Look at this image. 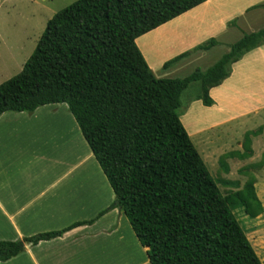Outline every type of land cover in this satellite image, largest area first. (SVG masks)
<instances>
[{"label":"trees","instance_id":"obj_1","mask_svg":"<svg viewBox=\"0 0 264 264\" xmlns=\"http://www.w3.org/2000/svg\"><path fill=\"white\" fill-rule=\"evenodd\" d=\"M206 1L77 0L47 21L21 73L0 85V115L66 105L115 201L93 220L0 241V263L119 209L149 264H261L233 214L238 208L251 220L262 214L255 179L223 196L177 110L194 83L200 85L196 100L211 107L209 90L222 83L230 65L264 44V29L244 35L213 66L183 79H155L135 44ZM216 45L209 40L193 51ZM262 133V127L245 133L242 152L224 158L250 159L251 138Z\"/></svg>","mask_w":264,"mask_h":264},{"label":"crops","instance_id":"obj_2","mask_svg":"<svg viewBox=\"0 0 264 264\" xmlns=\"http://www.w3.org/2000/svg\"><path fill=\"white\" fill-rule=\"evenodd\" d=\"M247 1L250 4H246ZM263 1L207 0L137 38L135 44L139 43L137 48L155 79H183L194 71L204 72L244 36L236 42L228 40L238 32V28L233 27L235 20L239 27L240 17L263 7ZM10 3L13 4L12 0H0V9ZM33 3L37 6L31 14L32 22L26 25L24 39L13 33L6 37V30H0V85L21 73L46 28L42 13L48 8ZM256 21L264 23V19L256 18ZM175 24L178 26L173 31L166 30ZM263 27L264 24L256 31L244 30V33H256ZM219 28L223 29L217 31ZM38 30H41L40 36H37ZM210 35L218 45L206 51H193L212 37ZM145 42L148 49L144 48ZM214 51H219L216 58L211 57ZM185 53L188 55L164 66ZM209 96L213 102L209 109L218 115L217 119L264 116V44L230 65L228 75L219 86L209 90ZM54 106L57 105L44 106L32 113L0 115V241L15 242L93 220L115 201L67 107L62 111ZM67 112L69 115L64 114ZM46 114H53L66 126V151L69 152L66 159L50 156L53 147L49 148V156L47 150L39 153V131L48 119ZM216 121H209L207 128L222 126V122ZM196 132L191 129L193 135ZM116 246L123 251L132 250L131 260L112 262V252L116 251V256L120 257ZM0 264H149V261L146 249L139 244L123 212L113 209L92 225L75 228L60 238L36 246H26L24 253Z\"/></svg>","mask_w":264,"mask_h":264},{"label":"rangeland","instance_id":"obj_3","mask_svg":"<svg viewBox=\"0 0 264 264\" xmlns=\"http://www.w3.org/2000/svg\"><path fill=\"white\" fill-rule=\"evenodd\" d=\"M75 1L77 0H12L13 4H6L3 9H0V30H6V37L13 33L20 36L21 39H24L27 36L26 25H29L32 22L31 14L35 12V8L37 6L33 2L48 8V10L44 9L46 11L42 13L46 24V22L50 20L58 11L64 9ZM246 4H250V1H247ZM263 10L264 6L249 11V14L244 16H241V13L239 15L241 16L239 19L240 28L237 27L234 17L231 22L233 23L235 20L233 27L238 28L236 29L238 32L233 33L232 37H230L231 39L228 40L236 42L246 34L244 33V30L252 32L258 30L257 28H261L264 23L257 22L256 18H260L261 20L264 19ZM247 22L248 24L254 25L249 26ZM177 26L178 24H175L171 28H166V30L168 32L173 31ZM223 28H219L217 31H220ZM40 31L41 30H38L37 36H40ZM210 36L212 37L203 41L201 45L207 43L211 39H214L213 35ZM214 40L216 41V39ZM147 45V42H145V49H148ZM137 46L140 47L139 43H137ZM26 47L28 48L29 45H26ZM217 52L219 51L212 52L211 57L216 58L217 55L215 56V54H217ZM199 94L200 85L198 83L190 85L189 88L182 93L179 99L180 106L177 110L179 120L210 175L218 183V188L223 196H226L228 193L241 190L243 185L250 178L255 179V193L257 199L263 207L262 214L254 220L245 216L241 208L234 210L233 214L244 231L245 236L250 242L256 256L259 258L261 264H264V166L262 168L258 167V164L262 160V155L264 154V133L256 138H251V142H253L251 145L252 157L250 159L239 161L235 158H224L229 153L242 152L241 146L245 133L255 131L261 124H263L262 128L264 129V116L241 119L238 118L236 120L230 119L229 121H226L227 117L224 116L217 119L218 115L212 112L211 109L204 107L200 101L196 100V97ZM54 107L62 109V111L66 109L65 105H57ZM64 114L69 115L68 112ZM46 116L48 119L41 124L42 129L39 131V133H41L40 137H38L39 153L47 150L46 155L48 154L49 156V148L53 147L54 152L53 155L50 153V156L66 159V156H69V152L66 151V126L63 123H59L58 119H56L53 114H46ZM213 119L217 120L216 122H222V126L213 129L207 128V126H209L207 123ZM37 126L38 125H36V127ZM191 129L197 132L193 135L191 133ZM37 130H39V126ZM222 159L224 165L226 166L224 167L227 168L226 172L224 171L225 168L221 166ZM117 249L119 250L118 253L120 252V257L116 256V251L112 252V262H119L120 259H124L127 262L131 260L133 256L131 252L132 250L123 251L120 247H117Z\"/></svg>","mask_w":264,"mask_h":264}]
</instances>
